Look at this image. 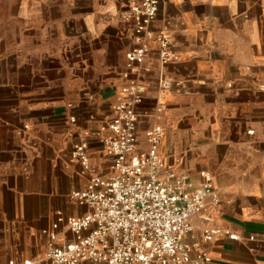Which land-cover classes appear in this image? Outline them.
Segmentation results:
<instances>
[{
    "label": "crops",
    "instance_id": "0c3cea01",
    "mask_svg": "<svg viewBox=\"0 0 264 264\" xmlns=\"http://www.w3.org/2000/svg\"><path fill=\"white\" fill-rule=\"evenodd\" d=\"M16 1L24 10L21 57L1 62L0 264H49L52 213H87L70 192L112 172L103 138L129 81L134 24L124 0ZM149 30L135 78L143 88L136 149L158 124L168 169L194 187L210 172L216 201L207 196L190 218L184 240L192 255L205 251L208 264H264V0H160ZM160 31L178 56L166 66L154 40ZM161 75L176 83L163 95ZM78 143L86 144L87 167L72 156ZM59 230L58 240L71 237ZM206 230L218 231L205 240Z\"/></svg>",
    "mask_w": 264,
    "mask_h": 264
},
{
    "label": "built area",
    "instance_id": "2783aa9c",
    "mask_svg": "<svg viewBox=\"0 0 264 264\" xmlns=\"http://www.w3.org/2000/svg\"><path fill=\"white\" fill-rule=\"evenodd\" d=\"M124 1L134 24L135 44L125 53L123 75L129 81L121 86L113 107L108 123L112 134L103 138L112 172L91 176L84 188L70 192L73 201L88 208L87 213H52L45 256L49 264H208V254L198 251L192 255V245L184 236L192 232L190 218L202 210L207 196L216 201L210 172L201 171L194 187L186 174L168 169L158 151L164 136L158 124L145 130L146 148L136 149V107L143 101V88L135 78L148 50L149 26L160 0ZM154 40L162 66L178 61L165 33H156ZM175 84L161 75L158 94L172 90ZM72 156L87 167L85 143L76 144ZM61 227L71 237L58 240ZM217 231L206 230L204 239L210 240Z\"/></svg>",
    "mask_w": 264,
    "mask_h": 264
},
{
    "label": "rangeland",
    "instance_id": "374dc122",
    "mask_svg": "<svg viewBox=\"0 0 264 264\" xmlns=\"http://www.w3.org/2000/svg\"><path fill=\"white\" fill-rule=\"evenodd\" d=\"M23 12L18 1L0 0V85H3L5 78V68L1 62L6 57L8 62H16L21 57L18 46L23 32Z\"/></svg>",
    "mask_w": 264,
    "mask_h": 264
}]
</instances>
